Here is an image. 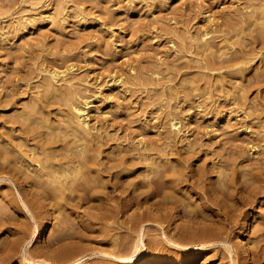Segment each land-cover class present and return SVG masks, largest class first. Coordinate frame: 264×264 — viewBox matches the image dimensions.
<instances>
[{"label":"rangeland","instance_id":"374dc122","mask_svg":"<svg viewBox=\"0 0 264 264\" xmlns=\"http://www.w3.org/2000/svg\"><path fill=\"white\" fill-rule=\"evenodd\" d=\"M263 2L0 0V34L17 13L54 10L56 6L68 10L74 7L77 11H71L64 23L58 20L24 32L10 31L7 43L0 40L1 135H10L8 127L14 132H24L20 127L22 118L13 115L29 100L43 68L64 69L73 64L78 95L87 97L95 107L91 123L100 134L103 149L99 155L103 183L91 181L88 185L77 186L72 198L62 199L64 204L61 202L60 207L52 199L47 202L50 198L42 196L41 199V195L34 192L39 186H29L24 176L6 166L4 172L11 177L0 179V192L9 196L7 202H2H6L2 204L6 208L0 209V264H9L11 252H15L14 259L19 257L18 241L31 231L30 213L22 204H17L16 198L21 195L33 199L30 203L32 213L49 214L47 231L38 240L40 246L55 247L61 235L75 232L81 233L83 241L79 233L73 234L74 240L78 235L76 240L90 248L107 249L108 242L110 244V239L115 237L118 242L127 244L132 239L128 237L132 236L131 231L129 235L126 230L128 219H146V237L157 241H161L163 231L169 236L191 225L190 222L195 227L213 220V224L222 228L221 238L225 241L214 243L213 249L204 255L181 264H230L223 245L232 250L236 234L241 235L248 254L244 261L242 249L237 247L238 264H264V227L254 229L255 214L264 208V181L255 187L259 156L252 153L254 148L250 149L263 133L264 124V118L257 121L258 101L264 113V43L260 41L261 36L264 38V18L257 20L261 22L255 25L248 20L240 21L247 11L258 9ZM79 12L86 16L83 24ZM208 12L214 15L212 22L206 18ZM205 29L214 35L213 42L224 37L237 52L205 53L198 47ZM242 54L252 58L242 64V74L225 72L241 66L238 60L233 62L238 63L233 67H228L231 65L228 63ZM220 63L224 66L218 68ZM218 72H223L222 81ZM167 76L171 78L173 90L162 92L158 81H164ZM116 80H120L121 85L114 89L109 84ZM207 88L210 92L205 93ZM241 93L245 94V99L241 98ZM44 99L52 120L60 119L57 113L60 103L53 98ZM12 106L17 110L11 109ZM171 115L179 119L181 128L174 147L167 146L164 140ZM44 130L40 128L38 134L45 135ZM26 134L32 136L30 132ZM128 144H138L141 151L152 153L157 159L167 156V163L172 162V166L162 168L167 174L162 172L160 179L156 175L158 183L155 182V174L147 172L149 169L145 168L141 157L129 152L124 156L132 171L118 173L111 167L117 157V152L111 149ZM167 166L173 167L174 172L180 171L176 185L172 184L173 189L171 182L166 184L172 171ZM228 176L236 178V182ZM227 178L234 181L225 184ZM131 180L137 184H130ZM147 181L156 184L152 182L156 188L153 192L148 191ZM191 202L201 206L187 213L185 209ZM203 208L210 210L206 212ZM202 212L211 219H201ZM156 215L168 217L169 223L163 224L164 229L150 220ZM190 216L194 218L189 222ZM124 220L127 225L121 224ZM99 227L106 231V236L96 230ZM31 243L32 247L37 245L35 238ZM98 256L90 254L83 259ZM27 264L36 263L28 261Z\"/></svg>","mask_w":264,"mask_h":264},{"label":"bare ground","instance_id":"6f19581e","mask_svg":"<svg viewBox=\"0 0 264 264\" xmlns=\"http://www.w3.org/2000/svg\"><path fill=\"white\" fill-rule=\"evenodd\" d=\"M59 7L60 6H56L54 10H31L24 13H17L10 18L6 27H3L0 34V40L7 43L10 39L8 35L10 31L24 32L37 25L44 23L53 24L58 20L64 23L72 13L71 11H76L74 7H71L69 10ZM78 14L81 15L80 19L83 24L86 21V16L80 12ZM206 18L212 22L214 15L208 12ZM263 18L264 2L260 4L258 9H250L247 11L244 18L240 21L243 20L244 22L248 20L255 25L256 23L258 24L261 22H257V20H262ZM54 25H57V23ZM258 36L260 37L261 35L259 34ZM262 37L263 36L260 37V41L264 43V38ZM213 39L214 35L210 34V32L205 29L198 47H201L205 53L209 52L210 54L218 53L219 55H223L228 52H232L233 54L237 52L235 48L232 49L233 46L231 41L229 42L226 38L221 37L216 42H213ZM194 59L198 61L199 58ZM251 59L252 58H249L244 54L235 57L233 58L232 63H228L231 64L228 67H233V65L238 63H241V66L238 65L237 68L226 69L225 72L242 74V64H246ZM236 60H238V63H233ZM262 60L263 57L261 58V61ZM223 66L224 64L220 63L217 67L220 68ZM73 68V64H68L64 69H58L55 67L43 68L40 71V77L36 80L33 86L34 90L31 92L29 100L24 103L19 112H15V115H13L22 118L23 121L21 122L20 127L24 132H14L12 128L8 127L7 129L10 131L9 136H4L0 133V179L11 177L10 174L4 172L6 166H8L13 172H18L24 176L29 186L32 187V184L39 186L40 189L38 187V191L34 192L39 193L41 199L43 197L46 199L50 198L47 202H50L52 199V202L55 201V204L59 207L61 206V202L63 203L62 199L69 197L72 198V194L76 193H74V191L79 188H77V186L88 185L91 181L103 183L102 174L100 172L101 169L99 167V155L103 149L101 148L100 134L94 124L91 123L95 107L87 97L81 98L78 95V90L75 86L77 80L74 74H72ZM222 74L223 72H218L217 74L220 81L223 79ZM158 83L161 84L162 92H164L165 89L173 90V85L171 84V78L169 76H167L164 81H158ZM111 85L114 89H117L121 85L120 80L113 81L109 84V86ZM224 87L226 88V91L229 90L226 86ZM2 89L3 88L0 84V94H2ZM209 90L210 89L207 88L205 93L210 92ZM47 97L48 99L53 98V101L60 103L57 108V113L59 114L60 119H58V117V120L56 121L52 120V117H50L51 110L46 107V104L44 103V98ZM241 98L245 99L244 93H241ZM61 104L63 106H61ZM14 108L15 107L12 106L11 109ZM257 109L259 111L257 121H260L264 118V113H262L263 105L260 101L257 103ZM16 110L17 108H15V111ZM262 120L264 122V119ZM179 122L180 121L177 117L173 115L169 117L168 130L164 135V140L167 146L174 147L176 136H180L181 128ZM40 128L45 129V135L38 134ZM245 130L246 127L244 128V132ZM262 131L263 133L261 136L257 138L255 143L250 147V149L254 148L252 153H256L259 156L255 170V187L264 181V124ZM26 132L32 133V136H28ZM159 132L162 133V131ZM186 145L188 144L186 143ZM111 152H117V157L113 160L111 167H114L120 174L125 173L124 171H132L131 166L126 163L124 156L128 152L138 154L145 162V168L149 169L147 172H149V174H155V179L157 178L156 175H159L158 179H160L161 176V178H163L162 172L166 169L162 170V168L165 165L172 166V162L170 165L169 162L167 163V156L166 159H160V157L157 159L158 157L152 153L141 151L138 144H128L126 146L117 145L116 149H111ZM163 155L165 154L163 153ZM177 162H179V160ZM169 168H171L173 172L171 171V174L168 172V175L170 176L167 175L166 184L171 182V188L173 189L176 185H174V183L176 182L180 171L176 169L174 172L175 169L173 167ZM6 171H9V169H6ZM8 173H10V171ZM164 173L167 174V171ZM92 175H94V179H92ZM148 175L146 174V176ZM164 176L166 178L165 174ZM154 178L152 180H154ZM161 180L159 182H162ZM232 180L227 178V183L225 184H228L229 181V184H231ZM152 182L153 181L146 182L149 192H153L156 189H154L153 186L155 183L153 182L154 184H152ZM155 182H157V179ZM129 183L132 185L137 184L134 180L129 181ZM39 194L36 196H39ZM16 199L17 204H22L25 211L30 213L32 227L30 234L24 239L18 241L19 257L14 259L15 252L9 253L11 256H9L8 259L9 264H27L28 261L36 264H181L183 261H190L200 254L204 255L207 251L213 249L211 247L214 243H222V241H225L224 238H221L222 234L220 229L222 228L213 224V220H210V222L203 221L201 225H195L194 227V225H192L193 222H190L194 217L190 216L188 219L191 225H187L189 226L188 228L186 226V228L180 229L178 232L175 231L174 234H170L169 236L163 231L161 241L164 243L155 239L147 238L146 236L148 233L144 226L146 219L138 218L128 219V225L130 223L129 226L127 225V220H124V222L120 221L121 224L127 225V232L131 231L132 233V236H128V234H131L129 232L127 234L125 230V234H127L126 236L132 238L130 243L127 241V244L122 243L121 241L118 242V238L115 237L110 239V244L108 242L107 245H109V247L107 249L95 247L90 248L88 245L85 246L86 244L82 242L83 240L80 237V232L77 233H79L78 235L81 238L79 239L82 241L76 240L78 235L74 240L75 235L73 234H75V232L72 234H63L59 238L57 237V245L55 247L40 246L38 240L42 239L44 233L47 231L48 223L50 222L49 214L46 212L42 215L40 211L38 214L32 213L33 211L30 209V203L33 199H28L26 195H21ZM7 200H9L8 194L0 192V209L6 208V206L2 204L6 203ZM43 200L45 201V199ZM3 201L6 202L2 203ZM260 201L262 202L263 200ZM260 201L258 202L260 203ZM35 202L37 201L35 200ZM8 204L12 205L9 201ZM200 206L201 205H198V203L191 202L189 203V207L185 210L187 213H191L194 212L195 208ZM36 207L37 206H35V209ZM40 207L41 206H39V208ZM54 208L52 210L53 212L56 211ZM205 208H203L204 211L210 210V208ZM37 216L40 217L37 218ZM200 216L202 217L201 219H211L210 216L209 218L208 215H205L203 212L200 213ZM255 216L256 219L260 221L256 220L254 229L262 230L264 227L262 226L264 225V208L262 207ZM150 220L155 222L159 229H164L163 224L165 222L169 223V219L165 215H156ZM101 222L102 221H100V224H102ZM87 224L89 223L87 222ZM106 224H108V226L110 225L109 223ZM106 224L104 225L106 226ZM100 229L102 228L99 227L96 230H98L100 234L106 236V231ZM96 230L93 229V231ZM235 237L236 245L235 247H232V250L225 244L223 245V249L227 252L230 264H238L239 262L238 254L236 252L237 247L242 249L241 257L244 261L247 260L248 255L247 249L243 247L244 243L242 242L241 235L236 234ZM33 238H35L37 244L35 247H32L33 244L31 243ZM76 242H81L84 246L82 244V246L80 244L77 245ZM90 254H97L99 256L89 260L83 259L84 256Z\"/></svg>","mask_w":264,"mask_h":264}]
</instances>
